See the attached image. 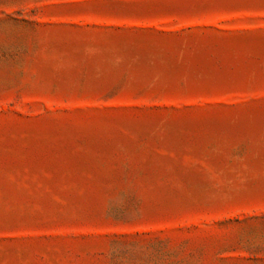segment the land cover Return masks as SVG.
Segmentation results:
<instances>
[{"label": "rangeland", "instance_id": "374dc122", "mask_svg": "<svg viewBox=\"0 0 264 264\" xmlns=\"http://www.w3.org/2000/svg\"><path fill=\"white\" fill-rule=\"evenodd\" d=\"M0 264H264V0H0Z\"/></svg>", "mask_w": 264, "mask_h": 264}]
</instances>
